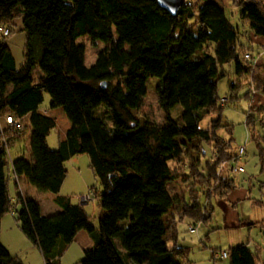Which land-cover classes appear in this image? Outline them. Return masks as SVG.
<instances>
[{
    "label": "trees",
    "instance_id": "trees-1",
    "mask_svg": "<svg viewBox=\"0 0 264 264\" xmlns=\"http://www.w3.org/2000/svg\"><path fill=\"white\" fill-rule=\"evenodd\" d=\"M231 3L239 5L250 39L262 38L254 53L216 0H183L175 13L157 0H0V25L8 28L7 34L0 31V115L10 113L19 121L18 127L6 124L0 132V214L13 212L22 231L40 248L45 264H60L61 252L81 227L93 243L74 264H190L188 245L178 243L173 232L165 237L169 224L162 214L173 207L170 221L208 222L212 196L225 195L235 183L232 176L221 174L223 164L230 170L237 154L229 150L231 137L217 133L221 124H229L221 120L228 96L224 93L225 101H220L217 79L229 64L241 77L229 81V97L242 80L248 101L255 90L264 98V0ZM17 17L25 32L19 65L8 43ZM80 34H87L92 44L104 41L89 65L84 62V43L76 40ZM196 50L201 54L194 55ZM149 76L157 77L154 91L164 112L162 123L143 102ZM44 91L49 106H61L69 120L54 148L47 134L56 119L41 109ZM175 103L181 108L172 115ZM132 108L143 116L141 121ZM263 111L261 104L249 105L246 125L252 127L258 115L263 122ZM205 114L212 117L201 124ZM27 127L32 158L19 149L12 156L10 145L21 141ZM193 136L211 146L204 171L185 162V139ZM254 141L262 170L264 133L254 135ZM83 151L98 180L99 188L93 190L100 207L96 224L82 203L58 192L67 171L64 160ZM9 171L52 191L60 209L41 214L38 201L18 190L13 201ZM176 180L185 190L170 192L168 184L178 185ZM254 201L264 205V197ZM226 249L229 264H258L260 259V250L251 248L248 240ZM0 264L23 262L0 241Z\"/></svg>",
    "mask_w": 264,
    "mask_h": 264
},
{
    "label": "rangeland",
    "instance_id": "rangeland-1",
    "mask_svg": "<svg viewBox=\"0 0 264 264\" xmlns=\"http://www.w3.org/2000/svg\"><path fill=\"white\" fill-rule=\"evenodd\" d=\"M218 3L224 5L225 13L229 20L237 24L240 28V37L246 43H251L252 47L248 49L251 52H256L258 49L257 42L254 39H250L248 25L245 21L240 19L238 15L239 5L232 4L231 0H216ZM19 36V33H14L13 37ZM12 37V38H13ZM259 38V37H258ZM77 41H82L85 45V64H91L97 54V51L104 45V41L97 39L95 43H90L87 34H80L76 38ZM176 44H174L175 46ZM201 50H196L194 55H200ZM224 71L226 74L220 76L217 79V94L219 96H228L227 101L222 106L221 109V120L222 122L229 123L228 125L221 124L217 128V133L223 137H231L229 150L231 153H236V158L231 159L233 163L243 166L240 171L228 170V164L224 163L221 169V174L230 175L234 178L236 185L235 188H240L247 190V202L237 200L236 203L231 201H222L225 197L219 198L218 195H213L211 201L213 203V211L211 219L208 222H203L200 220H191L189 218H183L178 221L179 238L178 243L188 245L189 250L187 253V258L190 260V264H229V259L227 256H221V250L226 249L227 246L232 243V241L239 239L248 240L250 245L254 248V244L261 242L263 243V236L259 228V224H256L255 220L259 217L264 216V205H258L254 198H258L260 193L264 195V169L260 170V164L257 155L256 143L254 141V135L264 133V121L260 122L259 115L256 116L252 127L246 125L244 119V111L249 105L254 106V104H261L264 106V98L259 96V92L256 91L252 100L248 101L247 97L244 96L243 91L246 89V84L241 80V86L234 90V97H229V81H234L240 79L232 71L231 65H226ZM36 69L41 74V70L37 66ZM33 78L37 79V74L35 71L32 72ZM156 76H149L146 79V93L144 94L143 102L147 104L148 108L152 111L154 117L159 123L164 120V112L157 105L156 94L154 91ZM238 95V96H237ZM240 95V96H239ZM49 93L47 91L43 92V99L40 103L41 107L50 108L49 113L55 116L56 124L49 130L47 134V142L51 148L56 147L59 137L64 135L66 127L69 125V120L67 119L61 106H49ZM254 103V104H252ZM181 106L179 103H175L170 107V113L176 115ZM133 114L138 118L139 121L142 120L143 116L135 108L131 109ZM208 114H205L201 120V124L204 123ZM262 115V114H261ZM26 119V118H25ZM23 138L19 143H14L10 145V151L12 156H15L16 149L20 152L24 150V154L27 157L32 158L29 146V128H25L23 133H21ZM244 145V151L242 153H237L238 145ZM185 162L188 164L190 162L196 163L198 168L205 170L202 167V163L206 158L211 156V146L207 142L198 143L196 136L185 139ZM204 149V150H203ZM19 153V152H18ZM64 165L67 168L65 177L59 187V193L69 194L71 200L81 199L83 194H88L87 205L90 211L93 208L92 222L97 223L98 211L100 209L97 200L95 199V191L98 187V180L93 172L92 167L89 163V156L87 152H77L71 154L64 160ZM262 179V181H260ZM21 180L23 178L21 177ZM171 183L169 186L170 191H183L184 185L181 181ZM170 183V182H169ZM238 183V184H237ZM33 185V184H32ZM181 187H180V186ZM179 186V187H178ZM12 181L9 183V188L12 190ZM33 189L40 194V197L51 198L50 195L53 194L50 190H41L33 186ZM185 190V189H184ZM237 190V189H234ZM240 190V189H238ZM261 190V191H260ZM232 192V193H231ZM233 194V191H230ZM231 194L229 197L231 198ZM201 201H204V193L200 194ZM222 199V200H221ZM231 213L235 214L234 218L229 221V216ZM242 213V217L240 214ZM165 223L171 226L169 218L165 217ZM188 221L195 224V229L190 231L187 229ZM251 221V222H250ZM207 232V236L203 233ZM170 229L166 231V235H169ZM260 259L258 264H264V246L260 252Z\"/></svg>",
    "mask_w": 264,
    "mask_h": 264
},
{
    "label": "crops",
    "instance_id": "crops-1",
    "mask_svg": "<svg viewBox=\"0 0 264 264\" xmlns=\"http://www.w3.org/2000/svg\"><path fill=\"white\" fill-rule=\"evenodd\" d=\"M13 22H15L14 23L15 31L8 37V43H9L11 52L13 54L15 63L16 65H19L23 59L25 32L20 27L21 22H20L19 17L15 18ZM14 33H19V36L13 37ZM251 37L252 39H255L256 42L261 41L262 39L261 37L259 38H256L255 36H251ZM257 60L256 61L259 62L261 59L258 57ZM258 95L263 97L261 93H259ZM41 109L45 111L46 113H49V110H50V108H47V107H41ZM209 117H212V114L207 115L205 119L206 121L203 124H206ZM7 175H8V190H9V194L13 201H15V193L18 190L23 197H34L38 201L41 214H50L60 209L59 204H57L53 199L54 193L50 195L51 198L40 197L39 196L40 194H38L33 189L34 185H32L23 174H18L15 176L12 171H9ZM21 177L23 178V180H21ZM11 181L13 184L12 190L9 188V183ZM260 181H262V179H260ZM170 184H168V186ZM235 185H236V182L228 188L225 195H218V197L219 198L225 197V199L223 200L221 199V200L231 201L233 203H236L237 200L247 202L246 197L248 193H247L246 188L243 189L242 185H240V188H235ZM234 189H237V190H234ZM230 191H233V194H231L232 192L230 193ZM170 192H175V191L173 190ZM230 194H231V198L229 197ZM259 197H264L263 193L262 194L260 193ZM73 201L82 203L84 205V208L87 210V212L93 216L94 214L93 208H92V211H90L86 200L75 199ZM14 204L16 206L19 205L17 202ZM239 214H240V217L244 216L242 215V213H238V216ZM172 215L174 216V209L173 207H169V209L162 214V219L164 223H165V220H164L165 217L167 216L170 220V216ZM234 215L235 214L231 213V215L229 216V221L234 218ZM263 217H259V219L255 220V222H257L256 224H259V228L263 236V243L259 242V244L258 243L254 244V247H257V249H259L260 252L262 250V246H264V226L261 225L264 222L262 220ZM178 221H179L178 219L177 220L174 219V221L173 220L170 221V223H173V225L168 227L170 229L169 235H171L173 232L176 235L177 240L180 236L179 230H178V226L180 224L178 225ZM169 235L167 234L165 235V237L168 238ZM167 240L168 242L170 241V239H167ZM0 241L5 246L7 251L12 255H17L21 259L23 264H45L43 254L41 253L40 248L22 231V229L18 225V222L11 210L0 214ZM239 241H244V240L238 238L237 240L232 241V243L230 244H234ZM92 243H93V239L85 228L81 227L77 229L73 238L67 242L66 246L64 247L63 251L61 252L59 256L60 264H74V262L82 256L83 248L86 246L92 245ZM248 245L251 248H253L249 242H248Z\"/></svg>",
    "mask_w": 264,
    "mask_h": 264
},
{
    "label": "built area",
    "instance_id": "built-area-1",
    "mask_svg": "<svg viewBox=\"0 0 264 264\" xmlns=\"http://www.w3.org/2000/svg\"><path fill=\"white\" fill-rule=\"evenodd\" d=\"M0 31L3 34H7L8 33V28L6 26L0 25ZM244 56L246 58H251V54L249 52H244ZM254 92H256V90ZM219 99H220L221 102H224L225 101V96L222 95V96H220ZM263 118H264V111H263ZM6 124H14L16 127H18L19 121L17 120V118H15L10 113L1 114L0 115V132H1L2 127L5 126ZM1 139H2V143L5 144V140H4V138L2 136H1ZM243 151H244V145L243 144L238 145L237 152L238 153H242ZM229 168H230L231 171H240V170L243 169V166L239 165V164H235V163H230L229 164ZM87 198H88V194H86V195L83 194L81 196L82 200H87ZM187 229L190 230V231H193L195 229V224L193 222H188ZM227 254H228L227 249H222L221 250V256H227Z\"/></svg>",
    "mask_w": 264,
    "mask_h": 264
},
{
    "label": "water",
    "instance_id": "water-1",
    "mask_svg": "<svg viewBox=\"0 0 264 264\" xmlns=\"http://www.w3.org/2000/svg\"><path fill=\"white\" fill-rule=\"evenodd\" d=\"M169 12L175 13L183 0H157Z\"/></svg>",
    "mask_w": 264,
    "mask_h": 264
}]
</instances>
